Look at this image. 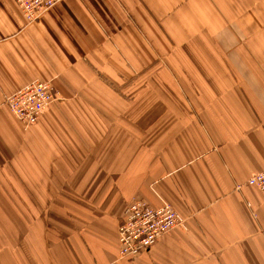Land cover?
Listing matches in <instances>:
<instances>
[{
  "label": "crops",
  "instance_id": "1",
  "mask_svg": "<svg viewBox=\"0 0 264 264\" xmlns=\"http://www.w3.org/2000/svg\"><path fill=\"white\" fill-rule=\"evenodd\" d=\"M0 0V264H264V0ZM57 99L24 125L6 102ZM185 225L133 259V199Z\"/></svg>",
  "mask_w": 264,
  "mask_h": 264
},
{
  "label": "built area",
  "instance_id": "2",
  "mask_svg": "<svg viewBox=\"0 0 264 264\" xmlns=\"http://www.w3.org/2000/svg\"><path fill=\"white\" fill-rule=\"evenodd\" d=\"M63 0H17L28 24L37 22ZM57 93L50 80H36L17 90L6 99L18 119L26 126L38 121L43 110L54 103ZM247 183L264 195V170L251 176ZM171 204L153 207L144 199H133L123 212L119 223L120 257L133 259L148 252L156 241L174 228L185 225Z\"/></svg>",
  "mask_w": 264,
  "mask_h": 264
}]
</instances>
